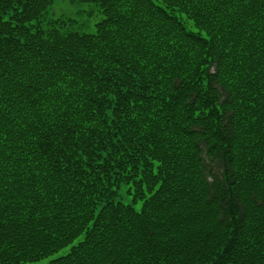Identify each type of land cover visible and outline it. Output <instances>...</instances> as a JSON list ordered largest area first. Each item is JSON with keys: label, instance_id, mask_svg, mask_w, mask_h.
I'll list each match as a JSON object with an SVG mask.
<instances>
[{"label": "trees", "instance_id": "16d2710c", "mask_svg": "<svg viewBox=\"0 0 264 264\" xmlns=\"http://www.w3.org/2000/svg\"><path fill=\"white\" fill-rule=\"evenodd\" d=\"M61 1L0 0V264H264V0Z\"/></svg>", "mask_w": 264, "mask_h": 264}, {"label": "rangeland", "instance_id": "374dc122", "mask_svg": "<svg viewBox=\"0 0 264 264\" xmlns=\"http://www.w3.org/2000/svg\"><path fill=\"white\" fill-rule=\"evenodd\" d=\"M93 11L94 15L92 20L88 25L85 27H75L73 30L78 31V32H86V33H93L95 31L94 25L96 22L100 20V17L98 15V12H96V8L93 5L86 4V3H78V2H73L71 0H62L58 5L55 6L54 8V14L56 16H59L61 14H65L69 18H75L79 21L82 17H84L88 12ZM80 14V16H79ZM82 16V17H81ZM187 25L189 27H192L191 23L187 22ZM118 200L123 202L124 204H129L133 205L134 208L137 211H141L142 209V201L134 202V197L131 193L128 191V186H123L120 190V194L118 196ZM72 246V245H71ZM71 246H68L67 248H64L51 256L44 258L38 262H31V263H26V264H48L50 261L65 256L70 252Z\"/></svg>", "mask_w": 264, "mask_h": 264}]
</instances>
